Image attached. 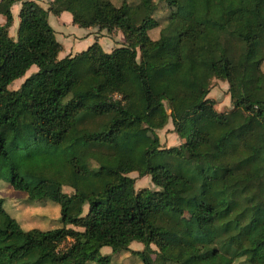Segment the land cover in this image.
Returning a JSON list of instances; mask_svg holds the SVG:
<instances>
[{
  "label": "trees",
  "instance_id": "obj_1",
  "mask_svg": "<svg viewBox=\"0 0 264 264\" xmlns=\"http://www.w3.org/2000/svg\"><path fill=\"white\" fill-rule=\"evenodd\" d=\"M161 1L153 38V0H0V179L28 200L56 202L59 222L24 229L0 197V264H86L107 258L101 246L126 250L132 240L142 264H180L167 234L180 202L198 195L211 201H184L198 230L193 249L209 246L217 264H264V0L253 16L245 0ZM62 10L80 27L118 30L123 42L59 57L47 13ZM212 77L227 83V110L207 96ZM168 118L180 143L158 148L154 135L142 166L110 163L121 130L153 131ZM155 151L171 162H150ZM131 171L156 188L135 190Z\"/></svg>",
  "mask_w": 264,
  "mask_h": 264
},
{
  "label": "rangeland",
  "instance_id": "obj_2",
  "mask_svg": "<svg viewBox=\"0 0 264 264\" xmlns=\"http://www.w3.org/2000/svg\"><path fill=\"white\" fill-rule=\"evenodd\" d=\"M44 7L47 6L48 1L38 0ZM128 2H135L136 0H126ZM156 3L157 9L155 10L154 16L158 18L160 24L157 27L151 28L148 30V35L155 38L158 34L160 25L163 23L165 9L161 7V0H153ZM257 0H245L247 9L252 15V10L254 4ZM115 5H118L121 0H111ZM13 5V6H12ZM11 8L12 13V23L8 27V33L14 37L16 25L18 21L17 9L18 3L13 2ZM50 21L56 25L53 20V15L49 13ZM4 19L3 15L0 14V22ZM64 24V27L69 26V22L65 16L60 18ZM67 22V23H66ZM96 27V26H93ZM108 37L111 40L119 39L120 43L123 42L122 34L118 30H111L107 32ZM91 34V33H90ZM62 33L58 32L57 39L61 40L64 43V39L61 38ZM92 35V34H91ZM109 41V40H107ZM102 42V40L100 41ZM119 44V43H117ZM102 48L105 49L106 46L102 45ZM60 54V53H59ZM261 68L264 69V60L261 62ZM35 65L32 64L26 70L22 77L13 79L9 84L8 88H15L23 80V78L31 71L35 70ZM207 96L212 98L214 101V108L217 110H227L230 107L229 97L227 93V83L222 79L212 77L209 81V90ZM168 111V110H166ZM156 135L159 142L158 148L168 147L170 145H177L182 141L175 132L173 131L172 124L170 119H167V122L158 129L153 131L147 129L145 126L133 125L127 130L123 129L118 134V139L120 142V153L112 160L110 163L114 164L118 159L124 157L133 158L140 166L145 162L144 151L148 147L152 137ZM167 158V161L171 162V159L166 155L164 156L163 152L155 151L149 156V161L152 163L164 162ZM173 161H175L173 159ZM107 164V161H105ZM129 176L134 177L133 188L136 190L140 187H149L156 188L154 184L150 181L149 175L138 176L136 171H131L128 173ZM62 189L66 192H70L71 189L68 186L63 185ZM0 197L3 198V208L16 219L19 225L26 229L30 227H38L41 229L55 227L59 224L57 220L58 216V204L52 200H28L26 193L21 190L13 189L6 181L0 179ZM195 200H205L211 201V198L206 195H198L197 197L185 199L187 203H193ZM181 201L180 204L184 207V211L180 218L179 223L167 234L168 240L171 244L179 249L177 258L180 261V264H217L221 262L216 259L213 255H207V251L210 249L209 246H204L198 248L197 251L193 249V240L195 239L196 234L198 233L197 228L195 227L192 218L190 216L189 210L192 205H186V202ZM85 209V207H84ZM67 243V242H66ZM151 247L155 248L153 244ZM142 243L137 240L130 241L128 249L120 251H111L109 246H101L99 248V255H107L106 259L99 260L98 257L88 260L86 264H142V260L138 255V252H133L132 250L141 249ZM154 256V253H151V257ZM199 256V257H198ZM210 256V257H209ZM219 258V257H217ZM176 264V263H172Z\"/></svg>",
  "mask_w": 264,
  "mask_h": 264
},
{
  "label": "crops",
  "instance_id": "obj_3",
  "mask_svg": "<svg viewBox=\"0 0 264 264\" xmlns=\"http://www.w3.org/2000/svg\"><path fill=\"white\" fill-rule=\"evenodd\" d=\"M35 1H37L42 7H44L42 5V3H40L38 0H35ZM46 1H48V0H46ZM17 3H18V7H19V2H17ZM11 5H10V10L13 6V5L12 6ZM49 13H51V12L48 11L47 19H48L49 24L54 29L56 39H57L58 32L62 33V36L61 35L60 36H61V38L64 39V43H62L61 40L57 39L61 44V49L58 52L59 57L65 55V54H73L79 50H82L88 44H90L92 41H97L101 45V47H102V45H105L106 48L104 50H106V51L111 49L114 45H117V43H120L118 41L119 40L118 38L117 39L114 38L113 40L110 41V39L107 35L108 33L105 29H98L97 27H93V26L80 27V26L72 23L70 13L66 10H62L58 14L51 13L53 15V20L56 23V25H54L50 21ZM63 16H65L66 19L68 20V22L70 23L68 27L63 26L64 22L60 19ZM2 22H0V23H2ZM101 40H102V42H100ZM107 40H109V41H107Z\"/></svg>",
  "mask_w": 264,
  "mask_h": 264
}]
</instances>
